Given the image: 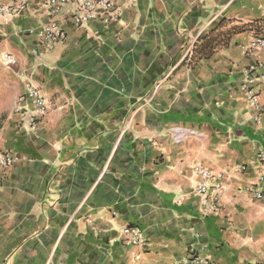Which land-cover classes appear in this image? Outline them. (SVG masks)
I'll return each instance as SVG.
<instances>
[{"label": "crops", "instance_id": "1", "mask_svg": "<svg viewBox=\"0 0 264 264\" xmlns=\"http://www.w3.org/2000/svg\"><path fill=\"white\" fill-rule=\"evenodd\" d=\"M119 18L72 24L46 49L41 0L0 18V264H264V90L249 108L243 69L264 61V0H113ZM31 82L50 102L38 128L15 105ZM195 165L221 174L202 213ZM246 165L242 172L238 168ZM209 197L212 194L208 193ZM136 226L145 245L125 243Z\"/></svg>", "mask_w": 264, "mask_h": 264}, {"label": "built area", "instance_id": "2", "mask_svg": "<svg viewBox=\"0 0 264 264\" xmlns=\"http://www.w3.org/2000/svg\"><path fill=\"white\" fill-rule=\"evenodd\" d=\"M72 1L73 8L69 12V19L75 26L84 25L90 21H97L104 26L110 25L119 18V9L113 0H41L44 9L49 16V21L37 31V38L41 45L46 49L52 48L55 44L64 41L66 33L64 28L55 19L62 7ZM25 3H0V18L8 21L23 12ZM260 47L264 50V34L253 36L250 41V47ZM0 63L5 65H15L17 60L8 52H4L0 56ZM244 81L241 89L244 93L247 106L249 108L258 107L259 91L256 89L258 83L264 85V61L260 64L251 63L244 69ZM264 90V86H263ZM51 106V102L44 97L41 91L31 82H25L24 90L19 96L15 105V114L18 117L19 124L28 132H34L43 116ZM256 157L263 161L264 153L262 151L256 152ZM17 156L13 153L0 151V167H7L11 165ZM194 169L200 175L202 181L196 186V193L203 199L202 213L209 214L216 206L219 199L222 184L221 174L215 173L212 170L195 165ZM246 165H241L238 170L244 171ZM248 191L252 193L255 198L264 196V175L258 179V186H251ZM212 197L208 196V193ZM123 239L125 243L131 245H145L146 237L141 230L136 226H124L122 228ZM181 264H212L211 261L191 249L184 258Z\"/></svg>", "mask_w": 264, "mask_h": 264}]
</instances>
